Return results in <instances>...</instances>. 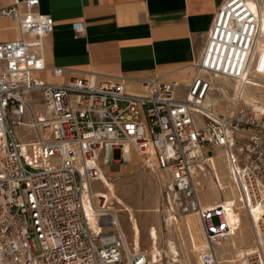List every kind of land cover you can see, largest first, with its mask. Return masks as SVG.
<instances>
[{"label":"built area","instance_id":"built-area-1","mask_svg":"<svg viewBox=\"0 0 264 264\" xmlns=\"http://www.w3.org/2000/svg\"><path fill=\"white\" fill-rule=\"evenodd\" d=\"M39 3L0 8V18L19 31L14 39L0 36V264H151L121 230L115 205L92 190L101 163L123 158L125 146L167 176V200L177 196L180 214L198 213L213 244L206 261L218 258L214 245L239 226L224 206H203L198 190L208 147L222 149L238 203L249 212L262 207L241 264H264V113L213 79L249 84L264 76L260 15L248 0L221 4L189 78L156 74L141 79L139 91L128 89L125 77L46 79L45 39L55 20L38 11ZM72 27L85 32L83 21ZM64 70L52 68L55 76ZM17 126L32 135L22 139Z\"/></svg>","mask_w":264,"mask_h":264},{"label":"crops","instance_id":"crops-1","mask_svg":"<svg viewBox=\"0 0 264 264\" xmlns=\"http://www.w3.org/2000/svg\"><path fill=\"white\" fill-rule=\"evenodd\" d=\"M16 0H0V8ZM225 0H40L38 11L55 20L45 39L43 76L66 81L73 76L125 77L128 89L140 80L186 79L206 44L215 14ZM83 21L77 35L74 21ZM2 39L19 37L14 22L0 18ZM63 67L61 76L52 68ZM123 169V168H122Z\"/></svg>","mask_w":264,"mask_h":264},{"label":"rangeland","instance_id":"rangeland-1","mask_svg":"<svg viewBox=\"0 0 264 264\" xmlns=\"http://www.w3.org/2000/svg\"><path fill=\"white\" fill-rule=\"evenodd\" d=\"M262 2L264 3V0ZM256 79L262 83L256 84L257 86L251 83L247 90L256 94L264 106V77L259 76ZM215 82L218 86H227L230 95H232V89L235 88L232 82L221 78H218ZM35 98L37 102L42 101L40 95H36ZM243 102L244 105L252 107L245 100ZM41 108L43 109V106ZM15 129L22 139L29 138L32 135L30 129L27 131L26 137L23 136L25 135L23 128L17 126ZM30 132L31 134H29ZM205 156L215 157L217 172L223 187L214 188L213 184L216 183L214 173L217 174V172L211 167L210 160L206 161L205 172L199 174L198 178L202 185L199 189L202 202L207 206L218 204L226 199V194H230L234 198L233 182L230 181L231 172L226 164L222 149L208 147ZM132 158V160L126 162L119 154H116L109 163H101L102 170L104 169V182H96L93 185L94 190L104 189L107 198L115 203L114 205L119 209V218L128 241L132 244L133 240L136 249L146 250L153 264L215 263L216 258L209 261L204 259L205 252L208 248L213 247V244L208 239L209 243L206 241L198 214L191 216L193 217L191 219H189L190 216L186 218L185 215L180 214L175 205L177 196L172 197L171 195V202L167 200V176L156 170V168L148 166L144 159L134 152H132ZM229 174L230 176H228ZM234 210L233 213H236L243 227V233L239 235L236 229L228 241L214 245L219 264H240L235 261L239 259L238 255L251 249L249 247L239 253L237 250L232 249L231 243L233 241L238 246L242 243L248 246L252 243L254 237L252 222L249 223L248 220H245L244 213L241 210ZM129 216L131 221H129ZM169 216H176L179 224L178 222L171 223ZM230 220L235 222L231 217ZM197 223L198 225H196ZM171 244L177 249L178 261H174V255L170 252ZM225 260L234 261L235 263L225 262Z\"/></svg>","mask_w":264,"mask_h":264},{"label":"bare ground","instance_id":"bare-ground-1","mask_svg":"<svg viewBox=\"0 0 264 264\" xmlns=\"http://www.w3.org/2000/svg\"><path fill=\"white\" fill-rule=\"evenodd\" d=\"M248 2H249V4H250V6L253 8V10L255 11V12H257L259 15H260V29H261V32H262V35H263V37H264V3L262 2V0H248ZM263 44H264V38H263V40L260 42V45H259V47H258V49H257V53L259 54V55H262L263 54ZM257 77H259V76H257ZM262 77H264V76H262ZM218 78H221V79H226V80H228L227 78H223V77H216V76H213V79H214V81H216ZM230 82H232V81H230ZM233 83V85H234V91H233V96H234V94H235V96L234 97H238V96H240V95H242L243 96V98H244V100H245V102L248 104V105H250V106H252L253 108H254V110L255 111H258V112H263L264 113V106L262 105V103L259 101V99H258V97L256 96V94H254V93H252L251 91H249V90H247V88H248V86H249V84H259V83H262L261 81H259V80H257L256 78H251V82L249 83V84H244V83H242L241 81H235V82H232ZM257 86V85H256ZM262 86V85H261ZM219 87H222V88H225V86H221V85H219ZM251 87V86H250ZM253 87V86H252ZM254 88V87H253ZM258 88V87H257ZM257 90V89H256ZM245 94V95H244ZM233 98V97H232ZM212 101H214L213 99H212ZM251 107V108H252ZM125 151H126V154H125V156L123 157L124 158V160L126 161V162H129L130 160H132L133 158H132V151L130 150V148H129V146H125ZM221 155H222V153H221ZM223 155H224V153H223ZM224 158H225V155H224ZM208 160H210V164H211V167L217 172V164H216V161H215V157H213V156H210V157H206V161H208ZM225 161H226V159H225ZM110 162V158L107 160V163H109ZM226 164H227V162H226ZM228 166V165H227ZM228 168H229V166H228ZM104 170V169H103ZM103 170H102V173H101V178H100V180L99 181H97V182H101V181H103L104 182V176H103ZM230 170V169H229ZM203 171L205 172V168H203ZM214 172V171H213ZM228 176H230V174L228 175ZM214 177H215V181H216V183H214L213 184V186H214V188L215 187H217V188H221V187H223V184H222V182H221V179H220V177H219V175H218V172H217V174H215L214 173ZM232 179H231V176H230V181H231ZM233 182V180L231 181V183ZM198 183H199V188H198V190L200 189V187L202 186L201 185V181L199 180L198 181ZM233 184H234V182H233ZM233 184H232V190H233V194H234V198H232L231 197V195L229 194H226L225 195V197H226V199L224 200V201H222V202H220V203H218V204H212V205H206L205 203H203L202 202V204H203V206H206V207H211V206H214V205H222V206H224L225 208H227V210H228V214H229V217H231V219H234L235 221H239L238 220V217L236 216V213H233L235 210L234 209H236L237 211L238 210H241L243 213H244V217H245V220L247 221H249V223L250 222H252V224H254V221H256L258 218H259V216H260V214H261V211H262V207L261 206H258V207H254L250 212L247 210H244L242 207H241V205H240V203H238V200H237V192H235L236 191V187H235V184H234V186H233ZM101 186V185H100ZM234 187H235V189H234ZM94 187H93V185H92V190H94L93 189ZM94 192H96V193H102V194H106V191H104V189L103 190H94ZM200 193V192H199ZM84 198H85V206H86V209H87V212H88V215H89V218H90V221H91V223H92V225L94 226V227H98V224H97V219H98V216H97V213H96V211H95V209H94V207H92V205H91V203L88 201V193L87 192H85V194H84ZM108 199V198H107ZM202 201V200H201ZM107 203L108 204H111V205H114L115 203H113V202H111L109 199L107 200ZM116 207V206H115ZM118 209V208H117ZM118 211H119V209H118ZM198 213H190V214H187V215H185L186 216V218L188 217V216H190V218L189 219H191V218H193V217H191V216H196ZM199 216V215H198ZM118 218V217H117ZM199 220H200V217H199ZM129 221H131V218H130V216H129ZM169 221L171 222V223H174V222H178V218L176 217V216H169ZM118 222H119V225H120V228H121V230H123V232H124V228H123V225H122V223H121V220L118 218ZM200 222V226H201V221H199ZM178 224H179V222H178ZM196 225H198V223L196 224ZM201 228H202V226H201ZM242 225L240 224V222H239V226H238V229H237V231H238V233H239V235H242V233H243V230H242ZM202 232H203V234H204V236H205V238H206V235H205V233H204V231H203V229H202ZM234 234V233H233ZM232 234V235H233ZM232 235H230L229 237H227V239H225V240H223L222 242H225V241H228L231 237H232ZM253 239H254V237H253ZM253 239H252V241H253ZM206 241L209 243V241L207 240V238H206ZM251 243V242H250ZM132 245L133 246H135L136 247V245H135V242H133V240H132ZM231 245H232V249H234V250H237L238 251V253L241 251V250H245V249H248L249 247H251V245H252V243L250 244V245H248V246H245L244 245V243H242L240 246H238L237 244H236V242H232L231 243ZM233 250V251H234ZM170 252H171V254H173L174 256V258H175V260L174 261H178V252H177V249L175 248V246H173V244H171V247H170ZM245 252L246 251H244V252H242V253H240L239 255H238V258L239 259H237V260H235L236 262H238V263H240L241 264V259H242V256H243V254H245ZM215 258V257H214ZM225 262H229V263H235L234 261H229V260H225ZM151 264H153V262L151 261ZM213 264H219V262H218V260L217 259H215V263H213Z\"/></svg>","mask_w":264,"mask_h":264}]
</instances>
